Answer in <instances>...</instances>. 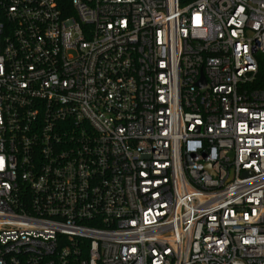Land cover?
<instances>
[{
	"label": "built area",
	"instance_id": "1",
	"mask_svg": "<svg viewBox=\"0 0 264 264\" xmlns=\"http://www.w3.org/2000/svg\"><path fill=\"white\" fill-rule=\"evenodd\" d=\"M0 264H264V0H0Z\"/></svg>",
	"mask_w": 264,
	"mask_h": 264
},
{
	"label": "trees",
	"instance_id": "2",
	"mask_svg": "<svg viewBox=\"0 0 264 264\" xmlns=\"http://www.w3.org/2000/svg\"><path fill=\"white\" fill-rule=\"evenodd\" d=\"M189 1L191 0H182V3L185 4V3H188Z\"/></svg>",
	"mask_w": 264,
	"mask_h": 264
}]
</instances>
